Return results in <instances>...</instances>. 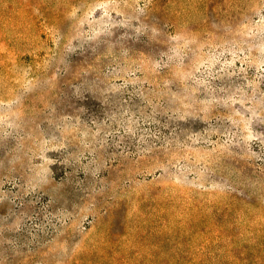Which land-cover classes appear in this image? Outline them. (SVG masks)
Listing matches in <instances>:
<instances>
[{
  "label": "rangeland",
  "instance_id": "obj_1",
  "mask_svg": "<svg viewBox=\"0 0 264 264\" xmlns=\"http://www.w3.org/2000/svg\"><path fill=\"white\" fill-rule=\"evenodd\" d=\"M0 264H264V0H0Z\"/></svg>",
  "mask_w": 264,
  "mask_h": 264
}]
</instances>
